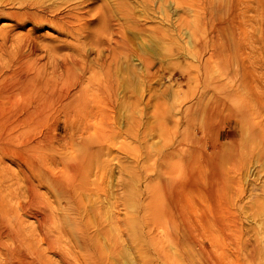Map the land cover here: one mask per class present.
Listing matches in <instances>:
<instances>
[{
    "label": "rangeland",
    "instance_id": "obj_1",
    "mask_svg": "<svg viewBox=\"0 0 264 264\" xmlns=\"http://www.w3.org/2000/svg\"><path fill=\"white\" fill-rule=\"evenodd\" d=\"M124 1L130 8L135 7L129 0ZM151 1V7H146L145 11L140 5L135 9L140 32L134 31L131 25L120 28L124 35H128L125 38L126 48L133 49L134 55L128 49L119 48L113 53L111 48L115 46L109 44L108 32L97 21L82 26L87 36H78L74 41L69 36L60 35L52 27L34 29L30 24L19 26L7 18L0 19V69H16L19 56L25 52V55L30 54L29 63L31 61L54 79L60 71H64L60 66L64 63L62 61H67V55L72 51H80L82 54L78 62L83 61L86 65L83 69L78 66L74 68V74L75 77L80 75L81 87L86 91L88 89V94L93 91V101L90 98L89 101L96 114L85 120L70 119L59 114L46 121L33 120L23 128L10 120L0 121V137L10 142L4 152L0 151V196L5 197L12 209H20L22 205L26 207L17 214L24 223L25 232L28 230L25 235L29 241V244L23 243L21 237L17 238V233L13 234L14 230L9 225L0 227V264H63L57 259L59 249H54L57 253L51 252L52 248L48 250L47 245L43 246L45 244L40 241L39 233L32 231L43 208L36 204L30 206L31 197L26 194L25 177L21 172L27 170L25 160L30 155L26 151L29 146L43 141L45 156L52 157L50 144L57 138L63 143V137L67 138L71 134L69 125L72 124L85 126L87 131L84 136L89 138L85 154L89 153L90 159L82 166V171L91 177V194L87 202L84 200L88 212L92 215L100 209L111 240L117 236L108 220L115 202L120 207L119 217L127 223L123 225L126 233L116 245L117 256L108 259L106 264H165L161 262L163 254H154L152 247L144 241L142 206L149 204L148 208H151L148 211L151 215L145 218L153 224L154 233L171 234L173 225L180 223V219L171 209L163 213L161 207L175 196L191 203L192 212L188 214V219H192L198 228V242L206 246V251L213 253L214 261L210 257L212 255H205L201 259L197 257L195 264H264V134H260L261 128L264 133V110L260 115L261 108L253 111L259 106L256 103L255 107L252 106L254 102L247 95L248 91L243 89L223 99V92L236 86L241 88L242 78L246 76L250 83L249 93L255 96L262 94L264 0H199L197 6L188 0L187 7H178L172 1ZM99 5V2L93 3L90 9ZM164 14L170 22H165ZM165 33L167 36H164ZM5 36L6 41L3 40ZM212 45L215 48L213 51ZM200 59L203 64L198 62ZM236 61L247 68L234 71ZM103 62L106 64L103 65ZM146 62L151 64L149 71L145 69ZM52 63L61 64L57 65V75L51 74L54 70ZM221 100L227 109L216 107ZM241 106L247 111L252 110L245 120L231 118V114L226 111L228 108L238 110ZM209 108L212 115L205 113L210 112ZM202 124L209 126L208 131L203 130ZM221 131L222 142L228 143V148H232L236 156L235 161L220 167L235 192V199L224 202L228 203L227 208L235 224L233 222L234 226L225 229L226 234L224 232L218 236L220 243L216 244L217 250H209L210 242L207 239L210 238L211 226L205 225L203 221L204 217L212 218L216 198L208 193L209 176L213 175L214 169L207 165L204 153L210 152V143ZM227 132L230 134L229 139H225ZM187 137L192 141H188ZM172 140L176 145L181 143V150L175 156L166 157L171 151ZM77 144H80L79 140L75 141V146ZM98 148H102L101 154L97 153ZM83 149L77 146L71 156L67 151L65 160L72 162L70 159L84 154ZM102 170L105 172L101 179L99 175ZM52 172L61 178L63 166L56 167ZM27 175L31 180L35 179L31 173L27 172ZM39 193L46 199L49 197L50 202L54 200L55 205V195L46 187L43 186ZM59 204L63 213L60 216L66 219L75 217L74 212L68 210V201L61 200ZM226 235L228 237L223 239ZM257 239L261 241L257 242ZM128 240L135 244H130ZM164 247V253L170 260L177 258L175 253L178 250L170 243L165 242ZM259 249L263 250L262 253Z\"/></svg>",
    "mask_w": 264,
    "mask_h": 264
},
{
    "label": "bare ground",
    "instance_id": "obj_2",
    "mask_svg": "<svg viewBox=\"0 0 264 264\" xmlns=\"http://www.w3.org/2000/svg\"><path fill=\"white\" fill-rule=\"evenodd\" d=\"M129 1L135 5L133 9L130 8L129 4L125 2L124 0H0V19L5 18L6 20L7 18V20L12 21V22L14 21L19 26L30 24L33 26L34 29L52 27L60 35L62 34V35L69 36L73 38V40L76 39L78 36H81V37L87 36V32L85 31V29H83L82 26L91 25L95 21H97L99 22V25L100 26L102 25L108 32L109 38L107 40L109 44L111 45L113 43V45L115 46V48H111L112 52L115 49L119 48L120 50L128 49L129 52H131L132 54L133 53L135 54L133 49H131L130 47L126 48L127 39L125 40V38L128 35H124L120 28H123L124 27L123 25H126V26L131 25L134 31L136 30L140 32L141 29H138L140 26L137 24L138 21H137L136 16L134 15L135 9H138L140 5L142 10L145 11L146 7L148 6L151 7L152 1L151 0H129ZM159 1L163 3H166L167 1H172L173 4L177 5L178 7L179 6L187 7L188 5L187 4L188 0H159ZM198 1L199 0H190L189 2L197 6L199 3ZM96 2H99L100 5L96 8L90 9L91 5ZM163 19L165 20V22H170V19L166 14L163 15ZM112 27L114 28L112 29ZM98 30H101V29H98ZM5 33H8V32L6 31ZM164 36H167L166 33ZM6 37L7 36L4 37L3 39L4 41H6L7 39ZM107 40H105V42ZM80 48L82 49V46ZM225 48H227V46ZM214 49L215 48L212 45V51ZM23 53L22 55L19 56L20 57L19 61L16 59L17 65H18L16 69L14 68L8 71H4V69H0V121L10 120V121L16 122L17 127L22 126L23 128L25 124H28L29 122L33 120L36 122L46 121V120L56 118L57 115L59 114L60 115L62 114V116L65 115L66 117H71L70 119L80 118L81 120H85V119H88L96 115L94 114L92 104L89 101V98L91 101H93V98H92L94 96V94H92L93 91L91 92V94H88L87 93L88 89L86 88L87 89L86 91L83 87H81L82 81L79 79L80 75L79 77H75L76 75L74 74L75 73L74 68L78 66L83 69L86 65L83 61H80L81 63L78 62V58H81L82 52L80 51L70 52L66 57L67 61L65 60L62 61L64 63H61L62 64V65L60 64L61 66L58 65L59 63L54 64L57 62L52 63L54 64L52 66L54 67V70H52L53 72L51 71L52 72L51 74L56 73L57 75L58 73L57 65L64 69V71L63 70L60 71L61 70L60 69L59 70L60 72L58 73V75L57 76L54 75L56 76L54 79L52 75H48L42 69L35 67V64L33 65L31 61L29 63L28 57H30V54L25 55V52ZM112 60H114V58ZM138 61L142 63L141 60L138 59ZM1 62H0V66H1ZM198 62L200 64L201 63L203 64L201 59L198 60ZM235 63L236 64L233 65L235 67L233 68H235L234 71L236 72L239 69L247 68L245 64L239 63V61H236ZM105 64L106 63L103 62V65ZM144 66L147 71L151 69L150 63L146 62L144 63ZM204 66L206 65L204 64ZM229 73L230 72H228V74ZM83 76L84 74L81 75L82 78ZM57 79H58V82L56 81ZM249 86H250L249 79L246 76L245 78H242L241 88H238L239 86L238 87L236 86L234 88H229V90L223 92L224 94L223 99L231 97L232 95L239 92L241 89L248 91L247 95H249V98L254 102L252 106L255 107V103L256 105L259 106L257 108L255 107L253 111H255V109L261 108L259 109V111L261 110V112L259 113L260 115L264 110V88L261 89L263 91H261L262 94L261 92L259 93L261 94L260 96H255L253 95L254 93L253 94L249 93L251 90V89L249 90ZM96 94L97 93H95V95ZM248 100L249 99H247L246 101L247 103H248ZM251 100H250V103H251ZM216 107L222 108V110L227 109V105L222 100L217 102ZM246 109L247 108L241 106L238 110L233 109L234 110L233 111L228 108V110L226 111H228L227 113L231 114V118L233 117L235 119L236 118L246 119V117L248 116V112L250 113V111H252L251 109L248 111ZM211 112L212 111L210 109V112L208 111V113L207 112L205 113L212 115L213 113ZM220 112L222 113L223 111H220ZM250 116L252 115L250 114ZM242 122L244 123L245 121H242ZM67 124H70V123L67 122ZM204 125L206 124L204 123ZM204 125H203V130L208 131L209 126L207 125L206 127ZM69 129L71 130V134L68 135L67 138L63 137L64 138L62 139L63 143H61V139L60 140L58 138L56 140L52 139V141L55 140L53 142L56 144V146L54 143L50 144L51 146H50L49 151L52 153L50 154L52 155V157L48 158L47 156H45V149L43 148L44 147L43 141L35 142L34 144H32L26 149V151L30 154L29 158H27L28 160H25V166L27 167V170L26 171L22 170L21 172V174L25 177L24 187L26 189V194H28L31 197L30 206L33 204H36L37 207L40 206L43 208L40 219H36V220L34 219L36 225L33 227L34 230L32 231H37L39 233L38 235L40 237V241L45 244L43 246L47 245L49 247L48 250L52 248L53 251L51 250V252L57 253L54 251V249H57V250L59 249L58 250L59 258L57 259H59L63 264H106L108 259L118 254L116 245H118L119 240H121L123 235L126 233L123 225H126L127 223L123 221L122 218L119 217L120 207H119V204L115 202L111 206V216L110 218H108V220L110 219V222L114 227L113 228L115 231L114 234H116L117 232V236L115 235L116 238L111 240L108 235V231L106 230L107 226L105 225V220L103 221L102 215L100 213V209H97L98 212L93 213L92 215H90V213L88 212L87 206L85 205L84 200L88 199V197H90V194H91L90 184H89L90 176L88 173L86 172L84 173L82 171L83 164L88 162L90 159L89 153L85 154L87 153L86 148H88L87 143L89 141V138L84 136V134L87 131V128L85 126H81V125L75 126L72 124L71 126L69 125ZM206 132H204V134ZM260 132H261L260 134H264L262 128ZM190 136L193 137V135L191 134ZM222 136L223 134L221 131L215 136L213 141L210 143V147H209L210 152L204 153V159L207 161L206 162L208 163L207 165H209V168L214 169L213 175L209 176L208 193L210 196L216 198L214 199L216 201V206H214L212 218L208 219V217H204L205 220L203 221L205 225L211 226L209 227L211 228L210 238L207 239L208 241L206 240L207 242H210L209 250L211 249L217 250L218 245L216 244L219 242L218 236H221L222 233L224 234V232L226 231L225 229L228 228V226H231L235 220V219H232V215H230L228 211V208H227L228 203L227 202H226L227 204L224 203L225 201L229 199H230L229 201H231L232 199H235V192L233 191V189H231L233 188V185L231 184V182L227 180L228 178L226 179L224 177V175L222 174L220 170V167L222 164L235 161L236 156H235V153H233V151L231 150L232 148L231 149L228 148V143L222 142ZM187 138H188V141H192L191 139H189V137ZM229 138H230V134L229 132H227L225 139H229ZM76 140H79L80 144H77L75 146ZM193 140H196V139H193ZM197 141L198 140H196V142ZM9 144L10 142L8 139L0 137V151L1 152H4L5 148L8 147ZM180 145L181 143H177L176 145V143L173 141L170 144L171 151L167 155L165 154L166 157H171L174 154H178L179 150H181V147H182V145L181 146ZM192 145H193V142H192ZM77 146L78 148H81V150L83 151H84L83 148H85L84 154L81 153L80 156L78 155L79 157L77 156L73 159H70L72 160V162H67L64 158L66 157L65 153H67L68 151L70 152L69 155L71 156V154L74 153ZM95 152H93V154ZM97 153L101 154L102 148H98ZM60 165L63 166V171H64L63 172L64 174L61 178L56 176L52 172L54 169H56V167ZM216 169H218L219 172ZM27 172L28 174L31 173L32 175H34L35 179L31 180L27 178L28 176ZM104 172L102 170L101 174L99 175L101 179L103 178ZM43 186L46 187L47 190L51 191V193L55 195V198H56L55 205L56 206L53 204L54 200L50 202L49 197L46 199L44 196H42L39 193V190ZM3 197L4 196L2 195L0 196V227H3V226L7 227L9 225L14 230L13 234L17 233L18 235L17 238L21 237V241H23V243L26 242L25 244H29V241L25 235V233L28 230H26L25 232V228L23 227L24 223L19 217V214H17L19 210H24L26 207L22 205L20 206V209L18 207L16 209H12L10 208L9 204L5 201V197L4 199ZM61 200H66V202L67 201L69 202L68 210L74 212L73 214L75 216L74 218L72 217L71 219L69 218L66 219L64 216H60L61 214H63L61 212L60 204H59V201ZM218 202H220V205L219 204L217 205ZM52 204L55 207H53ZM190 204L191 203H189L187 200L185 201L184 199H181L178 196L177 197L175 196V197H172L171 199L169 198V200L166 201L162 205L161 210L163 213H165L167 209H171L173 213L180 219V223H176L173 225L172 233L171 234L168 233L166 235L154 233L153 224L147 218H145L151 215V213L148 212V211H151V208H148L149 204H145L142 206L143 207L142 218L144 217V221H142L141 226H142V234L144 237V241L150 247H152L154 254H157V255L160 254L159 256L163 254V257H162L163 261L159 259L158 260L161 262H164L165 264H180L181 262L188 263V264H195L194 261L195 259H197V257L201 259L202 256L204 257L205 255H208V256L212 255L210 257L214 261L213 253L206 251L207 249L205 248L206 246L198 242L199 233H198V228L195 222L192 219H188V214L192 212ZM229 204L231 203L229 202ZM152 206L155 207L154 203L152 204ZM65 211L63 212L64 213L70 212V211L69 212H65ZM39 212L40 210H38V214ZM16 214L18 216H16ZM33 214L36 215L35 212ZM227 232H228V229H227ZM3 235H4V232L2 236ZM227 235L224 236L223 239L229 236ZM220 238L221 240H223L222 237ZM258 241H261V240L257 239V242ZM32 242H34V240ZM39 242L37 243V245L39 244ZM111 242H113V244ZM128 242L133 245L135 244L134 241L132 240H128ZM165 242L170 243L172 247L178 250L177 253H175L177 258L170 260L168 256L164 253ZM230 244L231 243H229V245ZM221 245H222V242H221ZM228 246H226V248H228ZM256 248L258 250V247ZM249 251H250V248H249ZM262 251L263 250L259 252L262 253ZM227 252H229V250H227ZM81 253L84 255H81ZM110 261L111 260H109V262ZM178 261H181V262L179 263Z\"/></svg>",
    "mask_w": 264,
    "mask_h": 264
}]
</instances>
